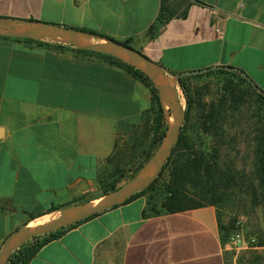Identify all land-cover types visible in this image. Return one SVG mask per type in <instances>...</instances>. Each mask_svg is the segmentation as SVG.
Masks as SVG:
<instances>
[{"label": "crops", "instance_id": "crops-1", "mask_svg": "<svg viewBox=\"0 0 264 264\" xmlns=\"http://www.w3.org/2000/svg\"><path fill=\"white\" fill-rule=\"evenodd\" d=\"M161 2L2 0L0 16L130 39L173 74L235 67L264 91V0H192L182 13L168 6L151 39ZM47 43L0 39V248L18 228L56 217L45 214L52 207L101 197V173L123 171L110 179L121 186L149 148L139 140L148 89L104 59ZM242 235L241 245L224 241L213 206L154 213L139 195L80 222L27 264H264V246Z\"/></svg>", "mask_w": 264, "mask_h": 264}, {"label": "trees", "instance_id": "trees-1", "mask_svg": "<svg viewBox=\"0 0 264 264\" xmlns=\"http://www.w3.org/2000/svg\"><path fill=\"white\" fill-rule=\"evenodd\" d=\"M170 17V9L166 5V1L162 0L159 14L149 27L147 35L154 39L160 28L167 23ZM0 39H11L27 43L41 42L3 37H0ZM120 43L131 47L130 39ZM47 44L53 45L54 48L70 47L57 43ZM74 50L84 55L104 59L110 64L124 69L147 88L150 93V106L143 113V117L146 119L145 123L150 124L149 148L144 159L127 176L126 179H130L152 155L167 128L158 93L144 74L120 60L89 51ZM203 76L213 77L217 82L219 88L215 93L216 98L205 101V97L209 94V90L205 89L206 87L193 88L185 83L187 78H181L179 87L185 100V121L180 138L158 178L148 188L136 193L124 203L139 195H145L149 207L154 210V213H175L213 206L217 210L222 238L224 241H229L231 236L238 231L237 222L234 220L232 223L225 225L221 210L229 202L228 190L238 186V182L242 178L238 173L233 172V168L231 169L229 166L224 168L221 156L227 150H236L242 142L247 141L249 143L255 157L254 180L251 185L254 193L253 202L256 206L263 204L264 91H259L251 86L243 77L234 72L214 70L193 76V78ZM242 112L250 113L252 125H248L247 121L235 118L236 115ZM122 172L114 169L111 174L101 173L99 182L103 188V194L117 188L118 180L115 179L111 183L110 179L116 176L121 177ZM85 202H88L85 198H79L69 205ZM58 210V208L52 207L45 214ZM95 216L97 215L90 218ZM31 220H34V217H31ZM77 224L29 240L10 255L7 264H27L42 246L60 237ZM256 244L264 246V232L260 233V237L256 239Z\"/></svg>", "mask_w": 264, "mask_h": 264}, {"label": "water", "instance_id": "water-1", "mask_svg": "<svg viewBox=\"0 0 264 264\" xmlns=\"http://www.w3.org/2000/svg\"><path fill=\"white\" fill-rule=\"evenodd\" d=\"M0 37L48 41L120 60L140 71L151 82L158 93L163 112L166 111L165 121L167 125L159 145L132 178L94 201L65 206L58 210L56 217L48 221L18 228L3 241L0 248V264H7L10 255L29 240L75 225L123 204L136 193L148 188L158 178L180 138L185 121V108L181 101L179 87L181 78L197 76L214 70H225L237 73L251 86L261 91L246 73L235 67L213 66L199 71L173 74L166 71L158 63L149 60L139 51L105 35L59 24L0 16Z\"/></svg>", "mask_w": 264, "mask_h": 264}, {"label": "rangeland", "instance_id": "rangeland-1", "mask_svg": "<svg viewBox=\"0 0 264 264\" xmlns=\"http://www.w3.org/2000/svg\"><path fill=\"white\" fill-rule=\"evenodd\" d=\"M2 0H0L1 2ZM167 6H171L177 9L178 12L182 13L188 5L192 3V0H165ZM0 13H2L0 11ZM191 87H206L209 90V94L205 97V101H210L212 98H216L215 93L219 88L217 82L214 79L205 80L202 84L190 85ZM181 101L185 108V100L180 92ZM168 111V110H167ZM166 113V111H165ZM164 113V117H166ZM238 120L247 121L248 125H252V119L250 118V113L242 112L235 117ZM143 122L140 124V134L139 140L141 144H146L150 140V124ZM242 129V127H241ZM221 162L225 166H229L233 172L238 173L242 180L238 186H234L228 190L229 202L226 204L225 208L221 210L223 214V222L225 225L232 223L234 220L236 222L242 223L243 233L247 237H253L258 239L260 233L264 232V203L256 206L254 204V193L252 191L251 185L254 180V166L255 157L252 152V148L247 141L242 142L236 150H227L223 152L221 156ZM129 179H126V182ZM119 187V186H117ZM86 200V199H85ZM68 206V205H67Z\"/></svg>", "mask_w": 264, "mask_h": 264}, {"label": "built area", "instance_id": "built-area-1", "mask_svg": "<svg viewBox=\"0 0 264 264\" xmlns=\"http://www.w3.org/2000/svg\"><path fill=\"white\" fill-rule=\"evenodd\" d=\"M215 34H216V36L218 37V38H221L222 36H223V30L220 28V27H215ZM137 167V166H136ZM135 167V168H136ZM135 168L132 170V171H130V174L135 170ZM129 174V175H130ZM236 226H237V228H238V231L235 233V234H233L232 236H231V238H230V241L233 243V244H235V245H241L242 243H243V235H242V231H243V229H242V223L241 222H237L236 223ZM249 243L250 244H256V239L255 238H250L249 239Z\"/></svg>", "mask_w": 264, "mask_h": 264}, {"label": "bare ground", "instance_id": "bare-ground-1", "mask_svg": "<svg viewBox=\"0 0 264 264\" xmlns=\"http://www.w3.org/2000/svg\"><path fill=\"white\" fill-rule=\"evenodd\" d=\"M46 218H44V220H45ZM37 224H40V223H37ZM33 225H35V223H32V224H30V226H33Z\"/></svg>", "mask_w": 264, "mask_h": 264}]
</instances>
